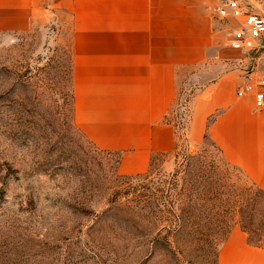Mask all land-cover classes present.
Here are the masks:
<instances>
[{
    "label": "rangeland",
    "instance_id": "374dc122",
    "mask_svg": "<svg viewBox=\"0 0 264 264\" xmlns=\"http://www.w3.org/2000/svg\"><path fill=\"white\" fill-rule=\"evenodd\" d=\"M243 2L264 13L263 3ZM229 32L227 23L218 26L219 44L229 49L219 68L210 64L180 84L174 151L152 156L141 173L122 174L119 155L94 146L73 123L65 17L0 31V264H264V249L248 245L236 223L216 245L215 262L193 235L162 229L170 224L162 200L172 174L187 155L217 153L210 137L194 141L188 128L191 101L205 84L226 75L240 83ZM221 170L238 190L250 187L240 170ZM176 181V191L186 186L182 172ZM231 203L194 212L221 214Z\"/></svg>",
    "mask_w": 264,
    "mask_h": 264
},
{
    "label": "crops",
    "instance_id": "0c3cea01",
    "mask_svg": "<svg viewBox=\"0 0 264 264\" xmlns=\"http://www.w3.org/2000/svg\"><path fill=\"white\" fill-rule=\"evenodd\" d=\"M214 6L215 0H0V31H25L48 14L65 17L73 123L94 146L119 155L120 173L136 174L176 147L172 109L180 84L210 64L219 68L229 52L218 37L227 22ZM235 85L227 75L204 85L191 101L188 134L195 141L206 132L228 164L264 189V110L251 97L237 98Z\"/></svg>",
    "mask_w": 264,
    "mask_h": 264
},
{
    "label": "trees",
    "instance_id": "16d2710c",
    "mask_svg": "<svg viewBox=\"0 0 264 264\" xmlns=\"http://www.w3.org/2000/svg\"><path fill=\"white\" fill-rule=\"evenodd\" d=\"M205 134V138H209L206 132ZM214 146L217 153L212 158L201 153L187 155L183 159L179 166L180 170H176L172 174L171 182H168L170 184V187L166 188L168 201L162 200L163 206L170 207L169 209L166 207V210L171 216L169 219L167 217L169 226L162 229H167V233L193 235L194 240L202 241L205 246L211 248L213 262L216 260L215 247L225 237L232 223L239 225L248 245L264 249V189L251 183L250 187L238 190L221 170L226 165L233 171H237L238 168L220 158L221 151ZM181 172L186 186L181 185L176 191L178 186L176 178ZM223 196L224 199H221ZM229 200H232V203L224 206L227 209L221 214L194 212L195 209L199 211L207 207L206 203L214 204ZM230 207L233 209L228 210ZM163 239L168 242L167 234ZM164 248L170 251L169 245Z\"/></svg>",
    "mask_w": 264,
    "mask_h": 264
},
{
    "label": "built area",
    "instance_id": "2783aa9c",
    "mask_svg": "<svg viewBox=\"0 0 264 264\" xmlns=\"http://www.w3.org/2000/svg\"><path fill=\"white\" fill-rule=\"evenodd\" d=\"M214 12L229 25L228 46L238 53L236 97H251L254 107L264 110V13L243 0H215Z\"/></svg>",
    "mask_w": 264,
    "mask_h": 264
}]
</instances>
